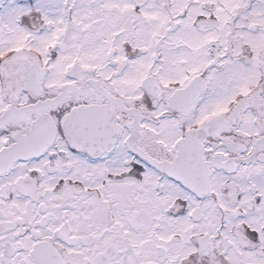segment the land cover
<instances>
[{
  "label": "snow or ice",
  "instance_id": "obj_1",
  "mask_svg": "<svg viewBox=\"0 0 264 264\" xmlns=\"http://www.w3.org/2000/svg\"><path fill=\"white\" fill-rule=\"evenodd\" d=\"M0 264H264V0H0Z\"/></svg>",
  "mask_w": 264,
  "mask_h": 264
}]
</instances>
